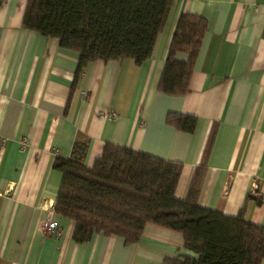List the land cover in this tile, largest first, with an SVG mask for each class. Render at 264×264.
Wrapping results in <instances>:
<instances>
[{
	"label": "crops",
	"instance_id": "crops-1",
	"mask_svg": "<svg viewBox=\"0 0 264 264\" xmlns=\"http://www.w3.org/2000/svg\"><path fill=\"white\" fill-rule=\"evenodd\" d=\"M26 1L0 0V264L193 255L180 233L154 224L135 243L102 233L74 241V221L53 209L62 180L53 160L69 157L76 138L87 139V166L106 142L181 163L175 197L184 199L212 130L198 203L231 216L243 209L264 226V0H171L148 59L95 60L75 81L78 53L23 27ZM184 12L202 16L206 30L188 91L166 94L157 85ZM169 113L195 115L194 130L168 124ZM47 218L59 235L41 229Z\"/></svg>",
	"mask_w": 264,
	"mask_h": 264
},
{
	"label": "trees",
	"instance_id": "trees-1",
	"mask_svg": "<svg viewBox=\"0 0 264 264\" xmlns=\"http://www.w3.org/2000/svg\"><path fill=\"white\" fill-rule=\"evenodd\" d=\"M171 0H27L22 26L55 39L60 48L78 53L75 81L95 60L131 58L136 64L151 56ZM206 20L181 13L170 38L158 91L183 95ZM184 53L185 59L177 54ZM167 123L192 132L193 114L169 113ZM211 130L200 164L184 199L175 197L181 163L130 148L104 143L91 166L84 163L87 139H75L69 157L55 156L62 173L54 211L74 221L72 237L89 240L93 233L137 242L147 224L181 234L193 255L165 257L161 264H261L264 226L247 221L243 209L231 216L198 203ZM259 200V199H258Z\"/></svg>",
	"mask_w": 264,
	"mask_h": 264
},
{
	"label": "built area",
	"instance_id": "built-area-1",
	"mask_svg": "<svg viewBox=\"0 0 264 264\" xmlns=\"http://www.w3.org/2000/svg\"><path fill=\"white\" fill-rule=\"evenodd\" d=\"M110 116H113V114H110ZM41 229L45 231L46 233L59 235V231L57 228V222L54 219L47 218L44 221H42Z\"/></svg>",
	"mask_w": 264,
	"mask_h": 264
}]
</instances>
